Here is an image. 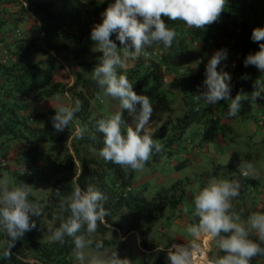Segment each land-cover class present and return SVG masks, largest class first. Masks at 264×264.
<instances>
[{
  "label": "trees",
  "instance_id": "trees-1",
  "mask_svg": "<svg viewBox=\"0 0 264 264\" xmlns=\"http://www.w3.org/2000/svg\"><path fill=\"white\" fill-rule=\"evenodd\" d=\"M12 1L19 3V10L17 13L10 12L9 19L2 17L1 10L9 12L2 3ZM107 6L105 0L87 2L58 0L56 10L53 8L52 0H0V42L2 39H8L5 44L10 51L4 60H0V175L1 170L8 168L5 156L9 154L7 151L11 148L12 162L22 164L27 161L38 165L43 153L50 154L56 144L61 145V155H58L50 165L53 170L69 173H63L55 178L52 182L53 190L38 201L44 207V216L51 221L50 226L59 225L55 218L59 213V198L54 195L57 188L63 196H67L76 185L82 188L93 185L105 195L106 200L102 203L110 212L103 223L98 222L97 230L102 231L114 226L122 235L135 230L142 251L140 264H146V259L150 257L148 251L155 247V244L148 240L152 219L160 216L165 206L173 207L179 204L180 199L186 195L187 178L175 179L170 184L168 195L155 193L146 198L141 190L132 189L131 169L126 172L121 166L105 162L99 156V151L103 147V134L96 131V120L114 114L99 103L98 93L103 92L92 80V76L84 75L83 70L94 68L102 55L101 52L94 50L95 42L90 38L92 27L89 16L97 10L104 11ZM23 12L37 18V21L27 29L35 31L36 35L29 37L18 35L20 28L14 25L23 16ZM162 19L169 29H174L177 33L171 49H165L162 44L146 47L144 51L150 57V67H145L146 62L142 55L136 59L129 58L127 67L118 69V72L128 77L135 92L153 98L156 108L163 111L164 117L167 116L168 121L156 125L150 132L145 130L143 132L163 144V150L159 154L170 155L184 129L191 123L198 126L210 123L212 126L217 121L221 135L232 129L228 122L219 121V118H231L227 115L229 102L220 100L217 104L211 105L196 99V95L203 90L205 65L211 57L210 54L218 49H226L228 54L236 56L237 61L229 67L219 66L231 75L233 97L241 90L251 93L253 82L257 78L264 79V73L254 66L246 67L244 64V59L249 53L259 50V45L251 40V33L255 27H264V0H226L219 21L204 29L189 28L183 21H172L168 17ZM8 22L12 24L13 29L5 28L4 24ZM110 38L118 47L120 46L115 34ZM49 49L54 56L33 60L15 59V56ZM56 58L67 65L75 63L79 66L77 70L72 71L73 81L65 87L54 78ZM165 71L173 74L175 89L164 85ZM63 88L69 95V105L74 104L77 99L82 104L81 111L74 116L69 129L65 128L63 132L54 129L51 121V117L55 115L54 108L36 111L31 115L20 112L25 98L41 100ZM169 94L176 100L177 97L180 99V111L173 116L169 115L172 108L168 100ZM114 100L119 106V100ZM250 103L253 102L242 101L240 111L245 113ZM257 103L256 110L259 111L264 105V99L258 98ZM91 105L98 111L92 113ZM119 111H122L123 119L129 114L127 110L120 109V106ZM255 117L252 116L253 119ZM263 120V117L258 119L261 122ZM74 123L81 127L87 125L88 132L83 139L75 137ZM159 154L153 155L147 163L156 160ZM185 164L186 159L173 163L176 169ZM28 179L31 180L32 176ZM235 179L240 180L241 189L248 186L251 190L261 189V185L258 187V181L251 176L245 178L239 172ZM204 185L205 182H202L201 188ZM29 198L33 201L32 196ZM193 213L194 211L188 215L189 224L194 222ZM40 218H32L36 227L16 241L15 247L11 249V258L0 259V264L70 262L69 253L73 249L71 240L66 238V243L61 245L40 238L38 235ZM118 218L125 219L123 227ZM2 246L0 242V251ZM164 253L167 252L157 251L150 264H163Z\"/></svg>",
  "mask_w": 264,
  "mask_h": 264
},
{
  "label": "clouds",
  "instance_id": "clouds-1",
  "mask_svg": "<svg viewBox=\"0 0 264 264\" xmlns=\"http://www.w3.org/2000/svg\"><path fill=\"white\" fill-rule=\"evenodd\" d=\"M225 5L226 0H114L104 9L101 22L91 29L94 50L102 53L91 78L105 97L119 100L120 109L128 111L134 124V127L128 126L126 133H122L121 126L126 123L122 111L96 120V131L103 134L99 156L105 162L119 165L126 172L128 169L143 171L149 159L161 153L164 147L150 134L143 132L154 111L150 98L135 92L133 83L118 69L126 68L129 58L136 59L142 55L145 67H150V57L144 51L146 47L162 44L165 49H171L177 33L169 29L162 17L183 21L189 28L204 29L219 21ZM113 34L119 41V47L110 38ZM251 40L259 45V50L249 53L244 64L264 73V27L253 28ZM227 57L226 49H218L208 59L203 90L196 95V99L211 105L220 100L229 102L227 115L234 117L240 113L242 101L256 103L258 98L264 99V79L257 78L253 82L251 93L241 90L233 97L231 75L219 67ZM244 78L247 79V76ZM81 107L79 99L72 105L61 103L53 107L55 115L51 121L54 129L57 132L69 129ZM87 132V125L76 126L74 135L83 139ZM237 168L245 178L257 176L253 164L244 159L240 160ZM241 188L242 184L236 179L213 176L208 180L194 195V222L186 229L193 239L172 243L167 248H157V251L167 252L168 264H198L201 258L204 264H250L253 257L264 256V213L250 212L242 222L241 215L232 211L230 201L240 195ZM31 192V185L20 183L10 187L6 179L0 181V230L6 237L2 242L0 259L11 258V249L16 241L36 227L32 218L44 214L43 205L29 199ZM54 195L59 198V213L55 217L59 225L47 228L51 242L63 245L69 238L79 264H130L129 259L121 258L116 249L101 253L104 241L92 238V234L97 232L98 222L103 223L110 215L102 203L106 197L99 189L93 185L86 188L76 185L70 195L63 196L58 188ZM253 235L258 239H252ZM204 237L209 242L215 240L216 246L224 254L217 259L207 256L212 260L204 256L197 243ZM88 248H95L96 251L87 252Z\"/></svg>",
  "mask_w": 264,
  "mask_h": 264
},
{
  "label": "rangeland",
  "instance_id": "rangeland-1",
  "mask_svg": "<svg viewBox=\"0 0 264 264\" xmlns=\"http://www.w3.org/2000/svg\"><path fill=\"white\" fill-rule=\"evenodd\" d=\"M108 4L113 3L114 0H105ZM53 8L57 10L58 0H52ZM6 4V5H5ZM2 5L5 6L9 12L1 10V16L10 18L9 13H17L19 10V3L16 1L8 2ZM106 8V7H105ZM103 10H97L94 14L89 16L90 26L101 22V13ZM10 13V15H11ZM22 15V13H20ZM37 21V18L30 15L28 12L24 13L23 16L15 22L14 27L20 28L19 34L22 36H34L35 31H28V27ZM5 28H11L10 22L4 24ZM8 39H2L0 42V60H4L10 51L6 47ZM54 56V53L49 49L46 51H38L36 53H30L28 55L15 56V59L22 60H33L39 58H48ZM12 57V56H11ZM89 58L88 56H85ZM237 61L236 56L228 54L225 61L220 66L229 67ZM129 62V61H128ZM127 62V63H128ZM60 63V64H59ZM55 73L54 78L59 84L64 87L71 84L74 79L72 71L78 69V65L71 63L67 65L64 61L56 58L54 61ZM89 68L83 70L84 75L92 76V70ZM163 79L167 87H174L173 85V74L169 71L163 73ZM59 90L49 97L42 98L41 100L33 101L29 98H25L24 104L21 105L20 112L33 114L36 111H43L47 108H53L57 104L69 105V95L64 90ZM175 89V87L173 88ZM168 100L171 103V110L169 115L173 116L180 111V99L177 100L174 96L169 94ZM59 98V99H57ZM153 106V115L148 124L145 125V131H152L156 125L168 121L167 116L164 117L163 111L156 108L153 98L149 97ZM99 103H102V107L107 108L112 114L119 111V106L112 97H104L103 94H99ZM258 103H250L248 110L245 113H240L237 116L231 118H219V121H226L231 125V130L224 132L222 135L219 132L218 122L216 121L212 126L210 123L206 125H199L196 123L189 124L182 133L179 141L176 142L175 148L172 153L167 155L165 153L159 154L158 158L151 163H146L143 171H132L131 183L133 190H141L146 198H150L155 193L162 195H168L170 193V184L177 178H187L185 190L186 195L180 199L178 205L173 207L165 206L160 216L153 218L151 222V229L148 234L149 240L154 242L164 241L167 242L168 236L174 234L178 227L174 223L173 229H167L168 224L172 223L174 217H185L187 212L194 209V195L201 189V183L208 182V180L215 176L216 178L222 179L218 174L222 175L225 179H235V176L239 174L238 164L241 159H244L253 164L257 176L258 187L264 184V120L263 122L258 121L260 117L264 118V105L261 106V110H256ZM90 110L93 112L98 111L93 105ZM253 114V115H252ZM252 116H256L255 119ZM257 118V119H256ZM170 119V118H169ZM125 124L121 126L122 133H126L128 126H134L132 123V117L126 114ZM74 128L76 124L74 123ZM222 139H220V138ZM219 138V139H218ZM12 149V148H11ZM11 149L5 156L8 161V168L1 170L0 181L7 180L10 187H14L20 183H25L32 186L31 195L33 201L37 202L46 195L47 192L53 190L52 182L55 178L59 177L63 173H69L68 171H56L51 168V163L57 159V156L61 155V145L56 144L51 150L50 154L43 153L42 159L39 164H32L30 162H23L22 164H16L11 161ZM181 159H186V164L175 168L173 163ZM19 174V175H17ZM32 179H28L31 177ZM250 177V176H249ZM247 177V178H249ZM249 187V186H248ZM241 189L240 195L232 200V211H241V220L245 221L247 212L242 209V199L244 198V192L247 190L248 199L259 201V191L255 188V191L248 189ZM30 199V198H29ZM245 199V198H244ZM31 200V199H30ZM187 209V211H185ZM264 211V210H263ZM179 212V214H176ZM178 215V216H177ZM118 222L121 227L125 225V219L118 218ZM51 221L48 220L44 214L41 216L38 222V235L40 238L49 240V233L47 228L50 226ZM163 226L161 230L160 227ZM3 231L0 230V242L4 240ZM121 237L123 239H121ZM92 238L95 240H103L104 247L101 253H108L112 250H117L118 255L121 258H127L130 264H140V257L142 254L137 233L129 231L126 235H122L117 227H108L102 231H98L92 234ZM205 238V237H204ZM197 243L202 245V241ZM252 238V237H251ZM257 240L255 238H252ZM209 245L207 249V256L212 259L217 258V250L214 248L213 240L208 241ZM87 252L96 251L95 248L86 249ZM149 258L146 259V264L152 262V259L156 255V250L152 253H148ZM216 254V255H215ZM163 256H167V253ZM70 262L68 264H79V261L75 258V252L72 249L69 253ZM264 259V257H263ZM168 264V262H166Z\"/></svg>",
  "mask_w": 264,
  "mask_h": 264
},
{
  "label": "crops",
  "instance_id": "crops-1",
  "mask_svg": "<svg viewBox=\"0 0 264 264\" xmlns=\"http://www.w3.org/2000/svg\"><path fill=\"white\" fill-rule=\"evenodd\" d=\"M238 181L240 182L239 179H238ZM246 191L247 190H245V192L243 193L245 199L244 198L242 199V209H243V211L246 210L247 213H250V212H262V213H264V211H263L264 210V184H262L261 189L258 190L259 191V195H258L259 201L255 200V196H254V200H249L248 199V194H247ZM253 191H255V190H253ZM239 196H241V195H239ZM230 202L233 205V202L232 201H230ZM192 211H194V209L191 210V211H189V212H187V215L185 217H174V218H172V220L173 219L174 220L172 221V223L168 224L167 229H168V227L173 229L174 223L177 225L178 229L177 230H174L175 231L174 234H170V236H168V238L166 239L167 242H164V241H156V242H154L152 240H149V238H148V240L150 242H152L153 244H155V247L152 248L151 250H149L148 252H152L153 253L155 250L157 252V248L159 246H165L167 248V247L171 246L172 243H183V242H186V241H191L193 238L187 233L186 229H187V226L189 225L188 215ZM236 213L237 214H242L241 211H237ZM160 229L162 230L163 229V226H161ZM132 231H134V230H131V232ZM134 232L136 233V231H134ZM127 233L128 232H126L124 235H126ZM252 238L258 239V237H256L255 235H253ZM208 241H209L208 238L205 237L204 240L202 241V245L200 247L206 248L207 245H209ZM213 242H214L213 243L214 248H216L217 254H218V256H216V257L219 258L224 253L216 246L215 240H213ZM263 257L264 256H260V255H257L256 257H253L250 260V264H264ZM217 258H215V259H217ZM166 262H168L167 261V256L166 257L163 256V264H166Z\"/></svg>",
  "mask_w": 264,
  "mask_h": 264
},
{
  "label": "built area",
  "instance_id": "built-area-1",
  "mask_svg": "<svg viewBox=\"0 0 264 264\" xmlns=\"http://www.w3.org/2000/svg\"><path fill=\"white\" fill-rule=\"evenodd\" d=\"M211 55H212V54H210V56H211ZM201 63L203 64V61H202ZM1 160H3V159L1 158ZM127 188H128V187H127ZM201 250H202V252H203V255L207 257L206 249L203 248V247H201ZM207 258H208V257H207ZM208 259H210V258H208ZM210 260H212V259H210ZM198 264H204V260H203V258L199 259Z\"/></svg>",
  "mask_w": 264,
  "mask_h": 264
}]
</instances>
